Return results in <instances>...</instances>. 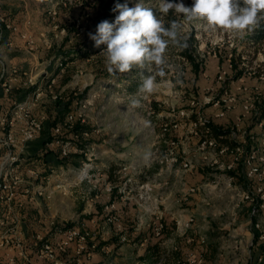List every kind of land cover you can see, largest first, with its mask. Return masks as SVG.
<instances>
[{
  "label": "rangeland",
  "instance_id": "1",
  "mask_svg": "<svg viewBox=\"0 0 264 264\" xmlns=\"http://www.w3.org/2000/svg\"><path fill=\"white\" fill-rule=\"evenodd\" d=\"M1 1L3 0H0L1 6H6L14 13L23 6L25 12L17 14L18 20L21 21L28 16L31 18L32 28L36 31L38 42L35 53L26 51L21 55L22 53L14 52L15 57L23 59L27 67L32 65L31 59L37 62L38 68H29L35 83L33 88L43 91L42 99L34 109L35 115L38 116L41 112H44L47 118L50 114L55 115L58 107L56 101L66 102L70 97H73L72 110H74L81 101L94 96L92 105L84 112L92 133L84 140L95 145V149L89 161L92 165L91 175L84 181L80 180L83 162L74 166L68 161L69 172L60 178L51 173L50 168L45 169L44 158L53 162L55 156L52 150L60 151L59 146L41 143L36 145L40 147L36 149L37 153H31L22 160L16 174L21 181L15 183L9 178L6 186L0 187L2 215L0 251L6 250L3 247L9 245L15 252L17 249L22 252L30 244H34L35 251L36 248L39 250L43 240L53 241L56 230H66L74 226L85 227L88 230H103L106 223L104 230L112 231L121 224L122 230H126L121 214L122 209L127 206L125 201L135 207L133 220V230H135L140 211L144 213V206H139L134 200L122 198L124 194L122 186L124 182L129 184L128 180L131 179V183L134 180L137 182L143 180L154 184L152 198L159 196L158 210L163 211L166 208L176 217L183 216L178 210L187 207V204H183L184 198L187 200L193 196L198 197L194 199L199 200L197 201L199 211L203 213L201 216L196 214L192 226V229L196 230H183L173 219L164 218L165 221H169L170 228H175L172 230L174 233L168 235L169 238L164 237L167 238L165 244L168 247L165 245L163 247L164 253L159 259L162 260V264H174L172 255L175 249L172 246H175L178 239L182 241L180 238L183 239L186 234L195 239L193 245L200 243V246H204L205 254L207 252L205 247L218 245L216 257L222 261L220 264H256L252 262V258L258 252L264 254L261 250L262 246L264 248V241L260 240L259 243L255 239V232L260 230L262 233L261 230H264V217H260L262 211L246 220L234 219V217L239 208H242V213L245 212L243 205L248 204L251 209V204L246 201L247 194H251L257 200L255 188L264 189V125L252 123L254 112L251 113V109L247 117L241 121L240 129L236 130L237 141L246 151L259 152L256 164L261 171L255 178L246 177L245 166L242 172L238 170L242 165L240 161L242 157L239 156V164L235 163L234 168L228 171L217 164L234 162V157L229 153L218 156L216 150L212 148L201 151L198 149L199 134L189 131L186 133V128H171L165 132L162 126L164 122L174 118V115L181 119L180 112L185 110L192 114L200 112L212 122L220 126L229 125L230 128L237 116L243 118L245 105H252V108L257 109L264 103V64H262L264 57L261 53L255 54L246 47L244 42L246 35L243 38L233 37L224 30L207 27L203 21L187 22L182 16L173 13L176 18L174 20L182 25L180 40L187 41L191 36L197 40L199 54L195 59L200 69L198 77L190 62L181 55L179 45L171 43L164 54L166 60L163 66L164 75H159V70L155 66H152L151 71L133 68L128 73L111 75L107 71L106 57L103 53L106 46L95 47L94 41L88 34L95 33L96 25L103 20L114 22L119 13L113 12L112 9L117 2L128 3L129 7H134L140 0H4V3ZM143 2L145 6L151 7L154 15L160 17L166 25V16H162L158 11L159 0H143ZM180 2L188 7L193 4V0H179ZM231 59L234 62L231 63ZM240 59L242 63H239ZM62 61H65L64 65H60ZM234 64L238 65V70H243V75L239 79L233 77ZM243 66H246V69H242ZM223 70H225L224 74H222ZM55 74L57 75L53 81ZM148 75L155 77L154 92L129 93L125 90L124 84L128 83L126 80L137 78L142 83L143 77ZM183 76H185L184 80ZM227 77H233L229 80L228 87L225 86ZM227 90L235 97V101L231 103L225 118L218 119L216 113L226 103L224 99L227 97L225 93ZM134 101H138V104H134ZM149 105H152L155 111L153 118L147 114ZM158 109L160 111H157ZM106 118L127 120L130 133H134L136 137L140 136L137 140L140 143L135 145L138 147L136 151L125 154L126 152L121 149L122 140L119 134L112 141L118 150L114 153L106 151V130L111 128L106 124L108 122ZM142 118L153 122L155 129H152L153 124L150 126L143 124ZM69 134L65 133V136ZM92 134L101 138L94 139ZM157 135L158 137L155 138ZM152 138L155 140L154 143H151ZM67 139L71 143L70 150L74 151L72 147L77 140ZM51 140V136H46V142ZM147 140L149 144H146ZM167 152L173 153L179 160L172 169L156 161ZM27 158L29 160H26ZM216 159H219L218 163L215 162ZM83 160H86L85 154ZM113 161H122L124 165H130V168L119 172L120 182H110L113 186L110 192L106 188L109 182L103 170ZM185 162H192L194 166L185 168L183 166ZM154 166L159 168L155 172L151 171ZM29 169L33 173L28 172ZM157 171L161 173H156ZM231 175L234 176V181L229 185L228 177ZM160 180L162 182L158 184ZM172 190H176L177 195L171 196L170 199L174 202L170 207L157 192L169 193ZM41 191L42 194H39ZM92 195L98 197L94 196V200H90ZM113 204L115 207L111 206ZM145 207L149 222L154 217L150 215L152 214L150 212L154 211V204L147 202ZM111 217L117 218L116 223L110 220ZM26 232L32 235H26ZM261 235L264 236V232ZM96 237L100 240V244H103L116 238V235L112 233L111 239H103V235ZM200 237L206 239L205 243L200 242ZM19 242L21 246L18 245ZM129 244L115 240L111 253L107 254V259L113 264L127 262L134 264L132 261L136 258L134 251L137 247L132 242ZM24 254L28 256L25 252ZM65 255L59 253L57 257L61 258ZM187 257L185 255V259L181 258L179 261L182 262ZM188 258L193 260L195 257ZM46 264L53 262L49 259L46 260Z\"/></svg>",
  "mask_w": 264,
  "mask_h": 264
},
{
  "label": "built area",
  "instance_id": "2",
  "mask_svg": "<svg viewBox=\"0 0 264 264\" xmlns=\"http://www.w3.org/2000/svg\"><path fill=\"white\" fill-rule=\"evenodd\" d=\"M29 26V21H26V27L22 28L0 16V36L2 37L7 30L17 33L23 39L26 51L35 53L37 50V40L36 37L30 32ZM12 44V40L7 42V45L9 46ZM64 62L62 61L60 65H64ZM224 73L225 70H223L222 74ZM52 80L54 81L55 77H53ZM33 87H35V83L32 71L20 65L9 63L0 53V187L2 185L6 186V182H8L9 178L13 179L15 183L21 181L19 179L20 177L16 174L20 169L22 160H24L26 157L24 156L25 146L29 142L42 136L44 134L43 132L47 129L46 122L48 118L46 114L41 113L36 116L34 113L35 107L42 99L43 91H37ZM225 93L227 95L226 99H224L226 103L223 108L218 110L216 113V118H225L227 111L231 107V103L235 101V97L230 94L228 90ZM93 98L94 96L87 97L81 101L79 106H77L74 110L69 111L65 115L63 121H60L55 126H53L51 130L48 131L52 137V140L50 142H46V145L51 144L54 146H59L60 155L68 156L71 151V143L67 138L76 140L81 138L87 139L91 135V131L86 130L81 134H77L72 131L77 123H89V120H87L84 112L90 105H92ZM244 109L245 112L243 114V118L242 116H237L233 125L229 128L230 133L228 138L236 142V145L233 147L227 144H222L217 138L213 136H208L210 133L208 125L213 122L212 120L201 115L200 112H197V114H192L189 111L182 110L180 112L182 115L181 119L177 118V115H174V118L172 117L170 120H167L162 124L163 131L168 132L171 130V128H186V133L189 131L199 134V150L206 151L207 149L212 148L216 150L218 156L229 153V155L234 157V162H221L220 164H217L219 167L230 171L232 168H234L233 165L235 163L239 164L241 161L242 164L247 168L245 173L246 177L255 178L260 174L261 171L259 166L256 164V160L258 158L257 153L259 152L246 151L245 147L237 141L238 135L236 130L240 129L239 125L241 121L247 117V114L250 113L249 111L252 109L251 113L254 112L253 114H257L259 107L257 109L252 108V105L247 104L244 106ZM147 114L149 117L154 116L155 111L152 105L148 106ZM256 125H264V118ZM201 126L205 128L204 134L201 131ZM152 129H155L154 123ZM66 131L72 133V137L71 135L65 136ZM94 149L95 145H92L89 142L86 143L84 151L86 160L82 161L83 167L81 169V181L88 179L91 175L90 172L92 170V165L89 161L94 155ZM239 156L242 157L240 161H238ZM218 160L219 159H216L215 162L218 163ZM156 161L157 163L172 169L177 165L179 160L173 153L167 152L165 156L158 157ZM183 166L185 168H192L194 163L185 162ZM129 168L130 165H123L120 171L127 170ZM50 171L60 178L61 176H64L66 172H69V169L65 165H57L56 167H51ZM28 172L33 173L31 169H29ZM128 181H130L129 184L124 182L122 186L124 193L122 198L129 201L134 200V202H136L139 206H144V213L142 214L140 211V214L137 218V226L135 227L134 234H137L138 231L144 228L151 230V235L144 238L141 242H139L138 245L144 244L151 238L163 240L165 229L164 214L163 211L158 210L159 196L152 198L154 184L149 181L138 180L139 182H137L134 180L133 183H131V179ZM233 181L234 176H229L228 184L231 185ZM106 188L107 191L111 192L113 186L109 182L107 183ZM255 189L257 190V200H255L251 194L246 195V201L251 204V217L255 216L257 212L264 210V189L262 187ZM254 191L255 190H253V192ZM39 194H42V191L39 192ZM94 196L95 195L90 196V200H94L95 197H98ZM147 202L154 204V211L150 212L152 213L150 215H154V217H152L149 222L147 221V212L145 211L147 209L145 207V203ZM111 206L115 207L114 204ZM116 219L117 218H110V220L114 223H116ZM172 219L178 226L182 227L183 230L186 231L192 230V226L195 221L193 216L184 218L182 215H179L178 217L174 215ZM257 226H259V224H257ZM105 227L106 223L103 226V230ZM106 231L109 232V230ZM110 232L115 233L119 243H129L132 240L126 231L122 230L121 224L116 226L115 230H110ZM186 236L188 243L194 242L195 239L192 236H189L188 234H186ZM260 238H263V235H261ZM199 240L201 243H205L206 241V239L202 237H200ZM18 245L21 246V243L19 242ZM71 248L74 250L73 256L69 253ZM111 250L112 248L110 244L106 242L100 244V240L95 238V234L91 230H88L85 227L74 226L66 230H56L53 241L43 240V243H41V247L38 250V254L45 260L51 259L53 264H88L93 259L95 253L100 252L109 254L111 253ZM59 253L66 255L59 258L57 257ZM193 263L202 264V256L195 257L193 260L188 258L179 264ZM137 264L149 263L138 262ZM151 264H162V260H156Z\"/></svg>",
  "mask_w": 264,
  "mask_h": 264
},
{
  "label": "clouds",
  "instance_id": "3",
  "mask_svg": "<svg viewBox=\"0 0 264 264\" xmlns=\"http://www.w3.org/2000/svg\"><path fill=\"white\" fill-rule=\"evenodd\" d=\"M170 10L187 22L203 21L213 30L221 29L238 38H243L264 20V0H193L191 7L183 2L159 0L158 11L162 16H167ZM112 11L119 13L114 22L103 20L96 25L95 33L88 34L95 47L106 46L103 53L109 74L128 73L133 68L151 71L155 66L158 74L164 75V54L170 43L180 45L182 25L173 20L166 26L143 0L134 7L117 2ZM140 91L154 92L155 77H143Z\"/></svg>",
  "mask_w": 264,
  "mask_h": 264
},
{
  "label": "crops",
  "instance_id": "4",
  "mask_svg": "<svg viewBox=\"0 0 264 264\" xmlns=\"http://www.w3.org/2000/svg\"><path fill=\"white\" fill-rule=\"evenodd\" d=\"M1 2L4 3V0L1 1ZM23 11L25 12L23 6H22V8H20L18 10V12L15 11V13H14L12 10H8V8L6 6H3V5L1 6L0 5V16L4 17L7 21L13 22L15 25H18V26H20L22 28H25L26 27V21H29L30 22V26H29L30 32L36 37V40H37L36 31L34 30V28H32V25H31L32 24L31 18H29L27 16L28 18L25 17L21 21L18 20L19 17H17V14L18 13H23ZM20 15H25V14H20ZM9 40L10 41L12 40V42H13V44L11 46L7 45V42ZM15 51L19 52V53H22L21 55H24V53L26 52L24 41L17 33H14V32H11V31L7 30V31H5V33H4V35L2 37L0 36V53L3 55V57L11 64H17V65L20 64V66H22L24 68H28V69L29 68L33 69L35 67L38 68L37 67L38 65H36L37 62L34 59L33 60L31 59V64H32L31 67H27L23 63V61H24L23 59L15 57V55H16V54H14ZM38 53H39V51H38ZM157 111H160V110L158 109ZM41 113H44V112H41ZM218 119H223V118H218ZM106 121H108L106 124L111 127L109 129L107 128V130H106L107 137L105 139V142H106L105 146L107 148L106 151L108 153H114L115 150H118L117 148H115V145L112 142L113 140H115V137H117L118 134H119V137L122 140V143H121V147L122 148L121 149L123 150V152H126L125 154H127V152H129V151H133V150L136 151L138 149V147H135V145H137V143L139 142L137 140L140 139V136L136 137V136H134V133H132V132L130 133V128L128 126L127 120H124L122 118H119V119H117V118H109ZM142 122H143V124H145L147 126H150L151 124H153V122H150V120L146 121L144 118H142ZM110 124H112V125H110ZM150 130H152V129L150 128ZM91 133H92V131H91ZM92 135H94L93 136L94 139L101 138L100 136H98L96 134H92ZM43 136L44 135H42L39 138H37V139L29 142L28 144H26L25 149H24V156H29V155H31V153H35L36 151H38L36 149H38L40 147H37L36 145H39V144L42 143ZM156 137H158V135L155 136V138ZM153 139L154 138L151 139V143H154L155 140H153ZM148 142L149 141L147 140L146 144H149ZM123 143H125V146H123ZM139 147H141V146H139ZM121 152L122 151H120V153ZM108 155H110V154H108ZM130 159H132V158H130ZM157 169H159V168L154 166L151 169V171L155 172ZM159 171H157L156 173L160 174L161 172H159ZM161 182L162 181L160 180L158 182V184H160ZM163 182H165V181H163ZM157 193L162 197V200L164 198V200L166 201L168 206L172 207V203L174 201H173V199L171 200L170 198H171V196H176L177 195L176 194L177 193L176 190L175 191H173V190L169 191V193H167L166 191H163L161 193H159V191H158ZM194 198L197 199L198 197L197 196H193L191 198H188L187 200H185V198H184L183 204L184 205L187 204V207H183V209H179L178 210L179 213L183 214L184 217H188V216H192L193 215V217L196 218V214H198L199 216L202 215L203 212L199 211V207H198L199 203L197 201H199V200L196 201ZM178 199H180V198H178ZM177 202H179V201L177 200ZM195 204L197 205V207H195ZM243 207H245V209H246L245 212H243V213L241 212L242 208L237 209L238 212L235 214L234 219L236 218V219H239V220H241V219H245L246 220L248 217L251 216L249 205L246 204L245 206L243 205ZM163 214H164V217H166V219H169V220L172 219L173 216H174V214L172 212L167 211L166 208H165V210H163ZM260 217H264V210H262V212L260 213ZM168 222L169 221H167V223ZM172 230H174V229H172ZM192 230H196V229L194 228ZM91 231L95 235H103V239H111L110 237L112 236V232H110V230H109V232L106 231V230H91ZM143 231H145V230H140V231H138V233L139 232H143ZM261 231H262L261 234H263L264 230L262 229ZM133 233H134V230H133ZM173 233L174 232L171 231L169 234L172 235ZM26 235H32V233L30 234L29 232H26ZM168 235L166 237H168ZM28 237H30V236H28ZM166 239L167 238H165V239H163L161 241V245L163 247H164V245L167 246L165 244V240ZM180 240H182V241H179V239H178L177 243L175 244V246H172V248L175 249V251L176 250H182L181 252L179 251L182 259H185V255H186V257L187 256L188 257L189 256H193V257L202 256L204 264H220V262L222 263V261H219L218 258L216 257L217 256L218 245L213 244V245H209L207 248L205 247V250H207V252H208V253L206 252V254H205L204 246L202 247L200 245H193V242L190 245L185 246V244L187 243L186 242L187 241V236L183 237V239L180 238ZM260 240L264 241V236H263V238L259 237V240H257V241L260 243ZM151 241H154V240L151 238L147 242H145L144 244H141V245L133 244L134 246L137 247V249L135 248L136 250L134 251L136 257H138L144 251L147 243H149ZM107 242H108V244H110V246L112 248L113 243L111 244L110 241H107ZM166 242H168V240ZM127 244H129V243H127ZM33 245L34 244L27 245L26 249L25 250L23 249L22 252L20 250H18V249L15 252L14 248H12V247L10 248L9 245H5V247H3V248L6 249V250H2L1 249V251H0V264H46V260H43V258L39 256L38 251H37L38 249L36 248V251H35ZM129 245H131V244H129ZM24 248H25V246H24ZM169 249H171V247H169ZM198 249H200V252H202V253L198 252ZM255 250H257L256 247H255ZM24 252L28 256H26L24 254ZM183 252H184V254H183ZM69 253H70V255L73 256V254H74L73 248H71L69 250ZM188 257H187V259H188ZM107 258H108L107 254L97 252V253H95L93 259L88 264H95V263H97L99 261H102V262L106 263V262H108ZM23 259H26V260L24 261ZM252 262H254L256 264H264V254L262 255V253L258 252L257 255L252 258ZM193 264H195V263H193Z\"/></svg>",
  "mask_w": 264,
  "mask_h": 264
},
{
  "label": "trees",
  "instance_id": "5",
  "mask_svg": "<svg viewBox=\"0 0 264 264\" xmlns=\"http://www.w3.org/2000/svg\"><path fill=\"white\" fill-rule=\"evenodd\" d=\"M172 2L174 3H179V0H172ZM174 12H172L170 10L169 14L166 16L165 18V23L166 25H168L171 21H173L175 18V16L173 15ZM181 43L179 45V49H180V53L181 55L186 58L190 64L192 65V69L196 74V77H198L199 73H200V69H199V63L196 62V57L198 56V51H197V40L191 36L189 40H180ZM189 41V42H188ZM244 42L246 47H248L253 53L258 54L261 53L264 57V20H261L260 24L258 27H256L253 31L249 32L246 34V36L244 37ZM182 45H186V46H182ZM238 58V57H237ZM76 59V58H73ZM239 60V58H238ZM234 62L233 59H231V63ZM236 63V60H235ZM242 63V60L240 59V62ZM244 63V62H243ZM65 64V62H64ZM264 64V63H262ZM242 69H246V66H243ZM234 70H235V75L233 76L235 79H239L242 75H243V70H238V65L236 66L234 64ZM183 72V71H182ZM57 74L54 75V77H56ZM185 76L182 77V79L184 80ZM233 77H227L225 80V86L228 87L229 85V80ZM227 81V82H226ZM127 84H124L125 90H127L129 93H133V92H140V87H141V82L135 78V79H131V80H127ZM73 97H70L69 100H67L66 102H57L56 104L58 105L57 107V112L55 115L50 114V116L47 119L46 122V132L43 134V140L42 143H46V136L49 137V132L51 130V128L53 126H55L57 123H59L60 121H63L65 115L72 110V99ZM48 111V110H47ZM49 112V111H48ZM264 118V103L259 107L258 113L257 114H253V121L252 123H254V125H256L260 120H262ZM223 125V124H222ZM208 129L210 131V133L208 134V136H213L215 138H217L222 144H227L231 147L236 145V142L233 140H230L228 138L229 135V125L227 127V125H223L220 126L219 124L213 122L210 123L208 125ZM89 130L91 131V129L88 127V124H80L77 123L73 129L72 132L77 133V134H81L84 131ZM204 130L205 128L203 126H201V131L204 134ZM65 133L69 134L68 131H66ZM72 136V133L69 134V136ZM88 141L84 140V138H81L79 140H77V142H74L73 144V149L74 151H70L68 156H61L60 155V151L54 152L52 150V152L54 153L55 156V160L53 162H51L50 160H45L46 164H45V169L51 168V167H55V165H65L67 166V162L71 161L73 163L74 166H78L82 161H83V155H84V151H85V145ZM49 150V149H48ZM41 155V154H40ZM26 160H29V158H27ZM49 161V162H47ZM124 165V162H115L113 161L112 163L109 164V166L107 168H105L103 171L106 174L107 180L108 182L111 183H118L120 182V170L122 169ZM243 164L241 166L238 167V170L240 169V172L243 171ZM232 174V173H231ZM143 181V180H141ZM127 203V206H125L122 211V217H123V222H124V226L126 228V233L129 235V237L132 239L131 242L133 244L137 243L139 244V242H141L144 238L149 237L151 235V230H145L143 232H139L137 234L133 233V220H134V214H135V207L132 205V203L130 202H125ZM126 205V204H125ZM166 219V217H164ZM165 229H164V234H163V238L166 237L171 231L172 229H174L175 227L170 228L167 221H165ZM0 220H2V215L0 213ZM132 228V229H131ZM260 230H258L257 232H255V239L259 240L260 237ZM95 238L97 240H99L96 235ZM115 240H118L117 236L116 238H114L113 240H110V243L112 244ZM154 241H151L149 243H147L144 251L136 258L133 259L132 262H134V264H137L138 262H147L149 264H151L152 262L159 260L164 251H163V246L161 245V239H153ZM192 243V242H191ZM191 243L188 244V242L185 244V246L190 245ZM200 243H195V245H199ZM263 253H264V248L262 246ZM182 250H176L175 252H173L172 255V262L174 264H178L180 263L179 260H181V255L180 252ZM198 252H200V249H198ZM202 253V252H200ZM102 262L99 261L95 264H113V262ZM131 264V263H129ZM204 264V263H203Z\"/></svg>",
  "mask_w": 264,
  "mask_h": 264
}]
</instances>
